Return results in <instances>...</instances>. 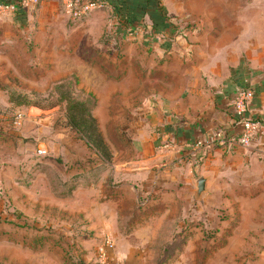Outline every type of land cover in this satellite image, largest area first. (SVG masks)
<instances>
[{
    "label": "crops",
    "instance_id": "0c3cea01",
    "mask_svg": "<svg viewBox=\"0 0 264 264\" xmlns=\"http://www.w3.org/2000/svg\"><path fill=\"white\" fill-rule=\"evenodd\" d=\"M20 1L17 14L0 8L2 47H9L10 20L21 11L28 15L35 6ZM102 1L99 9L106 7L113 14L116 33L127 38L137 32L130 42L122 37V47L134 51L118 64L131 74L137 100L127 105L123 99L132 118L130 153L112 159L103 195L108 171L96 185L99 198L90 201L96 221H89L84 261L95 264V245L105 234L114 240L115 254L125 264H156L168 242H175L174 259L165 264L183 263L186 251H192V259H202L200 246L189 250L193 235H178L180 225L188 221L185 215L194 200L201 207H214L224 203L222 195L230 191V209L241 210L230 231V245L241 252L242 264H264V246L254 255L246 246H236L239 241H264V0H156L167 22L176 25L160 32L152 30L146 15L139 16L137 5L144 0ZM38 2L41 9L53 10L60 1ZM135 14V20L129 19ZM192 18L195 25L189 27ZM143 32L146 40L141 39ZM236 86L254 91L249 112L261 127L252 146L230 151L219 145L197 148L196 142L216 129L230 126V135L236 133L229 112ZM200 177L206 178V190L196 199ZM218 249L210 248L208 257Z\"/></svg>",
    "mask_w": 264,
    "mask_h": 264
},
{
    "label": "rangeland",
    "instance_id": "374dc122",
    "mask_svg": "<svg viewBox=\"0 0 264 264\" xmlns=\"http://www.w3.org/2000/svg\"><path fill=\"white\" fill-rule=\"evenodd\" d=\"M102 9L73 21L60 2L44 10L37 1L28 15L21 11L10 20L9 47L0 45V264H69L71 257L83 263L89 221H96L90 214L91 199L99 198L96 185L112 159L129 157L132 118L124 102L131 105L137 98L131 74L118 64L134 51L122 45L137 32L127 38L116 33L113 14ZM191 20L189 27L195 25ZM141 39H147L146 32ZM68 98L93 108L108 148L103 159L109 160L112 152L109 164L70 126ZM108 176L109 171L101 194ZM222 200L214 207L194 200L180 227L193 235L189 250L197 245L205 254L219 240L225 246L202 259H192V251H186L181 264L244 262L230 245L241 210L230 209V191ZM245 242L236 246H246L250 255L264 246V241Z\"/></svg>",
    "mask_w": 264,
    "mask_h": 264
},
{
    "label": "built area",
    "instance_id": "2783aa9c",
    "mask_svg": "<svg viewBox=\"0 0 264 264\" xmlns=\"http://www.w3.org/2000/svg\"><path fill=\"white\" fill-rule=\"evenodd\" d=\"M35 4L38 0H28ZM63 13L71 20L76 21L86 17L91 12L103 6L102 0H59ZM0 8L6 11H16L18 6L14 3L0 4ZM254 97V91L250 86H236L232 92L231 102L229 98V112L233 116L232 130L236 133L230 135L229 130L219 128L196 142L197 148H210L214 145L224 146L226 150L233 147L249 149L255 141L261 127V122L249 112V105ZM44 153L45 149H40ZM95 264H125L115 254V242L108 234L102 236L96 247Z\"/></svg>",
    "mask_w": 264,
    "mask_h": 264
},
{
    "label": "trees",
    "instance_id": "16d2710c",
    "mask_svg": "<svg viewBox=\"0 0 264 264\" xmlns=\"http://www.w3.org/2000/svg\"><path fill=\"white\" fill-rule=\"evenodd\" d=\"M144 3H138L140 6L137 7L139 8V16H147L148 19L150 20V22L152 23V30L154 32H160L162 31L164 28L168 27V25H173L176 26L175 24H173L172 22L168 23V19L169 17L167 16V13L164 9L163 6L160 5L159 1L156 0H144ZM10 3H15L16 5H18V8H20L21 5V1L20 0H6L4 2H2L1 4H10ZM136 17H138L136 14L134 16H130V18L132 19H136ZM172 26V27H173ZM92 109L93 108H87L86 104L82 101H77L74 99H67L66 100V110H67V116L69 119V124L71 127H73L77 132L81 133V135L83 136V138L85 139L86 143H88L89 145L93 146L96 151L100 154V156L102 157V161L104 163L109 164L110 160H111V156H112V152H111V156L109 160H104L103 159V155L107 154L108 152V148H107V144L104 140V137L102 135V133L99 130L97 121L95 119V117L91 114L92 113ZM87 131V133L89 134L90 138H87L86 136H84V134L81 131ZM109 195V194H108ZM142 201L138 200V206H142ZM182 233V229H180V231L178 232V235ZM229 235V234H228ZM225 241H218L217 243H214L213 247H222L225 245ZM164 252L160 255V257H158V262L156 264H165L168 263L169 261H172L174 259L173 256V250L175 248V242H168L164 245ZM208 252V250H205V254ZM204 254V258L205 255ZM72 258V257H71ZM70 258V263L69 264H77V258ZM83 263L81 264H93V263H87L84 261H82Z\"/></svg>",
    "mask_w": 264,
    "mask_h": 264
},
{
    "label": "water",
    "instance_id": "95a60500",
    "mask_svg": "<svg viewBox=\"0 0 264 264\" xmlns=\"http://www.w3.org/2000/svg\"><path fill=\"white\" fill-rule=\"evenodd\" d=\"M206 178L200 177L196 181L195 194L194 197L199 199L201 194L206 190Z\"/></svg>",
    "mask_w": 264,
    "mask_h": 264
}]
</instances>
